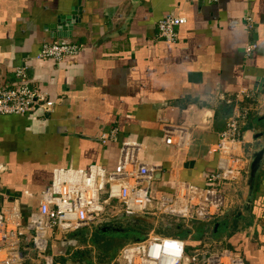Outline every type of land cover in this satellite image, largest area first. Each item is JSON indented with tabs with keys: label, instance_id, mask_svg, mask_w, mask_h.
<instances>
[{
	"label": "crops",
	"instance_id": "1",
	"mask_svg": "<svg viewBox=\"0 0 264 264\" xmlns=\"http://www.w3.org/2000/svg\"><path fill=\"white\" fill-rule=\"evenodd\" d=\"M71 10L78 21L58 28V17ZM167 14L186 20L174 42L158 35L157 23ZM53 41L76 43L79 54L59 62L39 59L42 44ZM247 44L256 48L246 56ZM18 67L53 102L48 111L36 106L24 115L0 114V163L6 168L0 208L18 204L23 223L55 170L92 164L112 170L124 141L139 144L140 160L155 167L153 190L167 193L179 180L204 186L216 165L218 134L236 110L249 108L243 154L254 131L264 134V0H0V85H9ZM243 90L251 97L235 99ZM160 119L190 128L186 147L162 142ZM111 128L116 141L102 144L100 135ZM260 170L250 209L236 223L240 227L209 245L206 236L195 251L199 262L190 264H202L208 250L222 248L240 252L245 264H264V160ZM221 189L228 207H242L236 185ZM151 210L142 226L163 233L158 221L167 217ZM119 213L124 212L115 200L103 212L102 225ZM98 227L55 231L44 251L47 261L25 235L21 262L105 264L107 253L97 251L104 238L95 234ZM85 250L83 258L73 257Z\"/></svg>",
	"mask_w": 264,
	"mask_h": 264
},
{
	"label": "built area",
	"instance_id": "2",
	"mask_svg": "<svg viewBox=\"0 0 264 264\" xmlns=\"http://www.w3.org/2000/svg\"><path fill=\"white\" fill-rule=\"evenodd\" d=\"M216 1V0H210ZM249 21V16L244 17ZM185 18L167 14L157 23L159 37L174 42L177 28ZM250 26V24H248ZM256 48L247 44L245 55ZM79 54L76 43L53 41L44 43L37 54L39 59L63 61ZM247 91H237L235 99L251 97ZM48 111L53 102L29 85L23 67L15 70V79L9 85H0V114L24 115L35 107ZM249 108L236 110L226 120L223 130L212 152L216 165L205 175L204 186L186 181H177L171 192L153 190L151 181L154 168L140 160V146L135 141H124L120 145L116 166L105 170L97 164L87 169L63 168L54 171L52 179L37 198L36 207L25 223L18 204L0 208V264H23L19 246L21 238L29 237L31 248L47 261L44 251L48 239L55 231H73L88 227L101 219L112 201H119L124 213L162 215L169 220L185 222H211L229 206L221 187L235 185L244 178L247 159L242 153V127ZM162 142L167 146L183 149L188 144L189 127L175 125L160 119ZM116 128L103 132L102 144L116 141ZM0 163V175L5 171ZM243 180V179H242ZM241 180V181H242ZM222 185V186H221ZM4 194L0 189L1 195ZM184 240L170 235H151L136 243H126L117 254V263L111 264H190L199 257L185 252ZM202 264H245L240 252L222 248L202 257Z\"/></svg>",
	"mask_w": 264,
	"mask_h": 264
},
{
	"label": "water",
	"instance_id": "3",
	"mask_svg": "<svg viewBox=\"0 0 264 264\" xmlns=\"http://www.w3.org/2000/svg\"><path fill=\"white\" fill-rule=\"evenodd\" d=\"M76 10V9H75ZM75 10H71L69 14L61 15L58 17V22L61 23V26L58 28H70L72 24L77 20L75 16L77 13ZM65 34V33H64ZM64 34H58L64 36ZM264 118V117H263ZM264 134L263 131H254L252 135V141L250 144H246L244 149L246 150V159H247V170L245 177L242 181L235 184L237 189V196L241 200V208L237 209V205H233V207H228L224 210V212L214 219L211 222H185V221H175V229L179 231V233H174L173 236L175 238L184 240L186 246H199L206 240V236H208L207 241L208 245L211 241L216 242L222 240L227 236L229 232L232 231V222L234 219L237 221H241V215L250 209V202L252 201V197L254 195V190L257 185V179L259 176V172L264 160ZM193 164V161H187L185 163V167H189ZM246 192V194H245ZM234 201V200H233ZM236 210L234 213L233 211ZM125 218V219H133V226L135 229H130V221L126 222L117 219ZM107 225H102V219L96 220L94 223L98 225V229L95 230V234L100 235L101 237L109 238L111 240L121 239L125 240L124 243L119 244L117 246H112L107 251L104 247L107 246V242L103 241L101 246H97V251L107 253L108 259L105 261V264H110L122 246L126 243H136L145 240L147 237L151 235H165L163 233L154 232L144 228L142 226V221H145L143 215H131L127 213H119L116 217L107 218ZM154 221V220H153ZM152 221V222H153ZM154 223V222H153ZM159 224L164 225L166 228H172L173 221L167 220L165 218H161V221H158ZM239 224V222H236ZM236 227H240L238 225ZM130 227V228H129ZM129 229V230H128ZM109 230V231H108ZM115 231V232H114ZM79 232V231H77ZM88 232V231H87ZM82 233H86L85 231ZM76 234V233H72ZM93 239V238H92ZM94 240V239H93ZM210 242V243H209ZM89 250L75 252L73 257L78 259L79 257L83 258L84 254H87ZM72 258V257H71Z\"/></svg>",
	"mask_w": 264,
	"mask_h": 264
},
{
	"label": "trees",
	"instance_id": "4",
	"mask_svg": "<svg viewBox=\"0 0 264 264\" xmlns=\"http://www.w3.org/2000/svg\"><path fill=\"white\" fill-rule=\"evenodd\" d=\"M261 171V170H260ZM259 174H260V172H259ZM143 222H145V221H143ZM142 222V223H143ZM236 222H237V220L236 219H234L233 220V222H232V226H236L237 224H236ZM196 223V222H195ZM147 225V227H151V222L149 223V222H147V220H146V223H145V226ZM135 227V226H134ZM162 231H163V233H165V234H171V235H173L174 233H179V231L178 230H174V231H171L169 228H165V227H163L162 228ZM109 240V242H107V246H105L104 248L105 249H107V248H110V244L112 243V241H114V240H110V239H108ZM111 241V242H110ZM203 246L202 245H199V246H196V247H192V246H186V248H185V252H186V254H188V255H190V256H192V255H195V251L196 250H199V249H201ZM198 261V260H197ZM199 262V261H198Z\"/></svg>",
	"mask_w": 264,
	"mask_h": 264
},
{
	"label": "rangeland",
	"instance_id": "5",
	"mask_svg": "<svg viewBox=\"0 0 264 264\" xmlns=\"http://www.w3.org/2000/svg\"><path fill=\"white\" fill-rule=\"evenodd\" d=\"M250 133H252V131H249ZM251 141H252V139L250 140V142L248 143V144H250L251 143ZM245 177V176H244ZM223 192H224V190H223ZM226 192V191H225ZM112 202H115V201H112ZM176 220H173V225L174 226H172V228H169L171 231H174L175 230V222ZM170 234V233H169ZM109 238H103L102 240H100V243H103V241H106V242H109V240H108ZM111 240V239H110ZM111 242V241H110ZM125 242V240H117V242L115 243V242H113L112 241V243L109 245L110 247H112V246H117V245H119V244H122V243H124ZM216 251V249H211V250H208V252H215ZM106 259H108V257L107 258H105L104 260H106Z\"/></svg>",
	"mask_w": 264,
	"mask_h": 264
},
{
	"label": "flooded vegetation",
	"instance_id": "6",
	"mask_svg": "<svg viewBox=\"0 0 264 264\" xmlns=\"http://www.w3.org/2000/svg\"><path fill=\"white\" fill-rule=\"evenodd\" d=\"M118 221H115V222H119L120 220H122V221H125L126 220V222H129L130 221V229H135V227L133 226V219H125V218H120V219H117ZM129 230V229H128ZM109 231V230H108ZM115 232V231H114ZM117 240H120V239H115L113 242H117Z\"/></svg>",
	"mask_w": 264,
	"mask_h": 264
}]
</instances>
